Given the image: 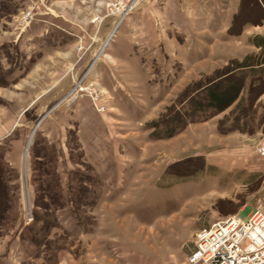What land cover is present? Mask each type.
<instances>
[{
	"label": "rangeland",
	"instance_id": "obj_1",
	"mask_svg": "<svg viewBox=\"0 0 264 264\" xmlns=\"http://www.w3.org/2000/svg\"><path fill=\"white\" fill-rule=\"evenodd\" d=\"M228 2L0 0V264H188L198 228L261 206V83L241 112H199L166 138L145 126L188 83L258 52L229 32L264 0ZM90 81L96 103L77 89ZM45 127H63L64 145Z\"/></svg>",
	"mask_w": 264,
	"mask_h": 264
},
{
	"label": "trees",
	"instance_id": "obj_2",
	"mask_svg": "<svg viewBox=\"0 0 264 264\" xmlns=\"http://www.w3.org/2000/svg\"><path fill=\"white\" fill-rule=\"evenodd\" d=\"M258 3L260 4L257 2V5ZM262 20L264 14L252 22L260 25ZM241 30L242 28L229 33L238 35ZM248 41L258 48V52L248 53L240 60L230 59L223 66L216 67L203 80L188 83L174 102L166 105L156 118L145 122V126L150 129V136L154 138L173 136L188 122L196 120L199 117L197 113L207 110L209 113L202 117L204 119L209 114L226 109L234 102L237 111L241 112L244 108L241 92L246 85L252 88L261 83L258 91L261 94L264 91V32L249 36ZM237 118L239 119V116ZM38 141L34 139L32 144L37 146Z\"/></svg>",
	"mask_w": 264,
	"mask_h": 264
},
{
	"label": "built area",
	"instance_id": "obj_3",
	"mask_svg": "<svg viewBox=\"0 0 264 264\" xmlns=\"http://www.w3.org/2000/svg\"><path fill=\"white\" fill-rule=\"evenodd\" d=\"M31 6L19 15L21 28L28 25L36 12ZM96 103L99 90L94 81L77 85ZM103 109L102 104L98 105ZM264 156V137L256 145ZM188 264H264V190L261 206L247 214H230L195 231L194 246L187 255Z\"/></svg>",
	"mask_w": 264,
	"mask_h": 264
},
{
	"label": "crops",
	"instance_id": "obj_4",
	"mask_svg": "<svg viewBox=\"0 0 264 264\" xmlns=\"http://www.w3.org/2000/svg\"><path fill=\"white\" fill-rule=\"evenodd\" d=\"M228 1H231V3H233L232 5H237L238 3H240V0H223V1H220L219 0V3H222L225 7H224V10H226L227 11V9H229V7H227V6H230V5H228ZM235 10H236V8H235ZM235 10H233V11H235ZM234 13V12H233ZM229 18H225L224 20H228ZM229 25H227V27H228ZM225 27H226V25H225ZM226 27V28H227ZM225 28V29H226ZM263 29V30H262ZM262 31L264 32V23H262V24H260V25H257V24H249V23H245L244 24V26H243V29H242V32L240 33V35H238L237 37H239V36H242V37H246V38H249V36H251L252 34H254V33H260V34H262ZM222 33H224V32H222ZM250 45H252V44H250ZM252 46H254V45H252ZM256 49H257V47L256 46H254ZM234 58V57H233ZM262 94H264V93H262ZM85 100V99H84ZM75 103V111L77 110V109H79V108H81L82 106H84L87 110L89 109V105H87V104H84V101L81 99V98H79L76 102H74ZM74 111V112H75ZM223 111V110H222ZM45 116H47L46 114L45 115H43L42 116V118H41V120H40V122H42V120H43V118H45ZM58 123V122H57ZM60 123V122H59ZM27 124V126H28V123H26ZM61 126H64L65 124L62 122L61 124H60ZM65 127V126H64ZM45 130H44V134L45 135H47V136H49V138H50V141H55L56 142V144H57V146H60L61 144H63L64 145V133H63V127H62V129H61V131H62V133H61V135H59V134H57V132H58V130H54V128H51V127H45L44 128ZM78 133H79V135H80V139L82 140L83 139V136H82V131H81V129L80 128H78ZM230 134H234V133H230ZM230 134H223V136H224V139H226V138H228V137H226V136H229ZM233 136V135H232ZM17 137V139H19V138H22V136L20 135H18V136H16ZM230 138V137H229ZM17 139H15L16 140V142L14 141V142H10V147L12 148V149H15L16 150V146H17V142H18V140ZM83 145H84V143H83ZM86 145H84V148H85V150H86V152H87V149H86V147H85ZM90 148L91 149H89V154L90 155H92L91 154V150H95V155H94V157H90V158H92V159H95V160H92V162H94V161H98V159L96 160V157H98L99 156V154L98 153H96L97 151H98V148H99V144L98 143H96V141H95V143H93L91 146H90ZM96 148V149H95ZM8 151V150H7ZM10 151V150H9ZM94 163H96V162H94Z\"/></svg>",
	"mask_w": 264,
	"mask_h": 264
}]
</instances>
